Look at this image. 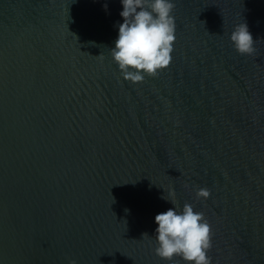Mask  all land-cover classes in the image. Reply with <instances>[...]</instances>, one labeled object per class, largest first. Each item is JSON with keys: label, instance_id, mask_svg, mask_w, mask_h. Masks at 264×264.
<instances>
[{"label": "water", "instance_id": "1", "mask_svg": "<svg viewBox=\"0 0 264 264\" xmlns=\"http://www.w3.org/2000/svg\"><path fill=\"white\" fill-rule=\"evenodd\" d=\"M174 2L170 64L131 83L121 0H0V264H188L154 252L185 203L211 264H264V0Z\"/></svg>", "mask_w": 264, "mask_h": 264}, {"label": "clouds", "instance_id": "2", "mask_svg": "<svg viewBox=\"0 0 264 264\" xmlns=\"http://www.w3.org/2000/svg\"><path fill=\"white\" fill-rule=\"evenodd\" d=\"M121 4L123 23L118 24V38L111 48V56L125 80L141 83L145 74L157 76L172 60L176 5L174 0H121ZM230 41L242 56L255 52V41L246 23L234 27ZM169 197L171 199L162 198L175 206L174 192H170ZM209 197L207 188L196 191L198 200ZM155 222L158 225L154 235L155 255L168 261L181 257L188 264H211L207 253L212 247V232L203 213L195 212L191 204L185 203L182 211L172 207L157 214ZM144 237L149 236L145 233ZM68 264H77V261L69 259Z\"/></svg>", "mask_w": 264, "mask_h": 264}]
</instances>
